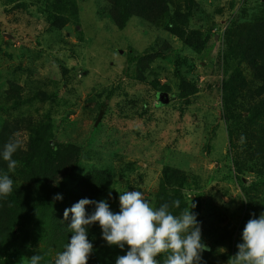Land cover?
Segmentation results:
<instances>
[{
  "label": "rangeland",
  "instance_id": "obj_1",
  "mask_svg": "<svg viewBox=\"0 0 264 264\" xmlns=\"http://www.w3.org/2000/svg\"><path fill=\"white\" fill-rule=\"evenodd\" d=\"M233 1L238 7H264V0H203L210 14L216 8L225 10L224 16H220L222 24L217 21L220 26L227 22ZM33 2L26 0V7L14 12L0 7L3 79L7 76L29 87L39 84L44 91L58 95L57 102L45 103L41 110L52 112L55 118L51 144L83 145L86 131L74 121L94 120L90 102L103 104L98 115L99 118L101 114V118L96 121L99 128L91 132L90 145L85 146L81 162L74 175L67 179L66 187L74 189L87 176L105 171L113 175L115 188L141 191L153 204L161 189L163 170L172 168L185 171L188 180L175 182L172 187L173 193L176 190L182 196L180 207L172 211L173 214L179 215L192 204H195L191 209L194 214H199L201 206L216 205L234 223H242L246 206L242 188L250 187L256 180L254 175L245 174L241 183L233 165L237 149L228 142L221 97L223 82L238 67L236 60L227 63L223 59L220 36L223 30L219 31V26H212L210 22L194 21L192 27L197 28L202 23L211 37L204 52L196 55L183 49L178 41L168 39L167 32L140 19L134 18L124 28H119L109 17H104L100 0H75L77 11L70 14L71 23L62 33L48 27L47 14L43 12L45 6ZM71 5L73 0L61 13H67ZM163 40L172 46L173 54L159 57L152 66L159 76L160 86L150 84L152 78L146 83L137 81L136 68L127 64V53L132 48L137 53L142 52L157 41L162 44ZM58 41H67L71 47ZM172 58H177L179 64L184 61L181 67L184 77L196 82L198 87V92L187 100L179 98L180 80L175 73L176 63L170 61ZM166 85L170 87L169 92H163ZM127 113L130 115L125 117ZM67 117L70 124H63L62 120ZM79 127L81 130L72 135ZM88 139L89 136L87 142ZM46 190L43 185L38 186L40 195L46 194ZM57 195L71 206L77 203L75 199H65L60 191L48 192L49 203L62 201L54 199ZM119 195L110 186L97 202L106 200L113 212H119ZM51 211L52 205L39 212L40 227L32 228L29 244L19 253L15 264L42 253L41 238L48 239L47 220ZM160 259L162 261L163 257ZM220 261L228 264L227 259Z\"/></svg>",
  "mask_w": 264,
  "mask_h": 264
},
{
  "label": "trees",
  "instance_id": "obj_2",
  "mask_svg": "<svg viewBox=\"0 0 264 264\" xmlns=\"http://www.w3.org/2000/svg\"><path fill=\"white\" fill-rule=\"evenodd\" d=\"M33 1L45 6L43 12L47 14L46 23L58 33H62L71 23L70 14L77 11L75 0L65 14L61 11H66L70 0L65 3L57 0ZM100 1L103 2L101 8L104 17H109L119 28H124L134 18L140 19L155 29L167 32L168 39L178 41L183 49L196 55L204 52L211 38L209 32L202 28V23L210 22L213 26L220 21L222 24L223 19L220 16L225 14L223 8H216L210 14L205 9L203 0ZM25 2L0 0V7L6 12H14L26 7ZM225 20L227 22H223L224 26L218 25L219 31L223 30L220 35L223 40V59L227 63L236 60L238 67L222 85L221 103L227 137L229 145L237 149L234 152L233 165L240 182L243 183L242 176L245 174L254 175L256 181L250 187L242 188L246 201L242 223H234L215 204L212 207L198 208L199 214H195L201 227L202 242L209 249L201 253L200 264H222L220 259L229 261L237 254V245L243 241L242 233L246 223L253 218V214L255 218H259L264 212V7H238L233 1L229 16ZM194 21L202 22L201 26L192 27ZM1 26L0 23V28ZM58 42L71 47L67 41ZM172 51L167 40H163L162 44L157 41L151 48L139 53L132 48L127 53L126 61L136 68L137 81L146 83L152 78L153 82L150 84L158 87L159 76L152 66L159 57L173 54ZM2 59L0 56V61ZM176 59L172 58L170 61L176 63L175 73L180 80L179 98L187 100L198 92V87L196 82L186 80L181 68L185 63L183 61L179 64ZM2 74L4 73L0 70V174L8 173L13 180V190L7 198H0V264L16 263L19 253L29 244L32 228L40 227L42 220L39 212L46 211L51 205V215L47 220L50 232L48 239L43 236L41 238L44 244L40 264H54L57 254L64 251V246L72 236L69 229L71 214L67 220L63 215L64 210L72 206L65 200L49 203L48 192L60 191L65 199H75L77 202L84 198L97 201L113 181L110 172L102 171L95 176H87L74 189L66 187L67 179L74 175L81 162L85 146L88 143L90 145L91 132L99 128L96 121L103 104L95 105L90 102L93 104L90 112L94 120L74 121L86 131L82 139L83 145L75 142L68 145L58 142L51 144L55 118L52 112L43 113L41 110L43 104L57 102L58 95L44 91L39 84L29 87L8 79L5 75L3 79ZM163 90L169 92L170 87L166 85ZM133 105L135 106L134 102ZM129 115L125 114V117ZM68 118L62 120L63 124H70ZM80 127L74 129L72 135L79 132ZM13 133H19L23 146L13 155V159L18 162L15 171L8 172L2 152L4 144ZM162 174L163 181L160 184L161 189L159 188L154 197V207L165 202L171 205L175 200L180 201V192L174 190L173 193L172 187L175 182L188 181L185 171L167 168ZM193 178L199 179L198 176ZM39 185L47 189L46 194H39ZM94 208V205H87L86 212L90 215ZM175 209L172 207L170 211ZM88 239L93 244L88 264H115L116 258L125 255L129 250L127 245L124 249L109 246L102 237V229L98 223L88 227Z\"/></svg>",
  "mask_w": 264,
  "mask_h": 264
},
{
  "label": "clouds",
  "instance_id": "obj_3",
  "mask_svg": "<svg viewBox=\"0 0 264 264\" xmlns=\"http://www.w3.org/2000/svg\"><path fill=\"white\" fill-rule=\"evenodd\" d=\"M22 146L19 133H13L4 144L2 157L7 162L8 172L15 171L18 162L13 155ZM111 189L120 193L119 212H113L106 200L97 202L87 198L64 210L65 220L71 214L72 236L64 251L57 254L54 264H88L93 252L88 227L97 223L109 246L124 249L127 245L129 248L125 255L116 258L115 264H200L201 253L209 249L202 242L200 224L191 211L195 204L176 215L170 208H179V200L154 207L141 191H120L113 184ZM12 190L13 180L8 173L0 174V198H7ZM54 199L62 200V196ZM87 205L95 206L90 215L86 212ZM242 240L228 264H264V212L259 218L253 214L244 227ZM41 259L40 255L25 257L22 264H40Z\"/></svg>",
  "mask_w": 264,
  "mask_h": 264
},
{
  "label": "water",
  "instance_id": "obj_4",
  "mask_svg": "<svg viewBox=\"0 0 264 264\" xmlns=\"http://www.w3.org/2000/svg\"><path fill=\"white\" fill-rule=\"evenodd\" d=\"M100 118H101V114H100V116H99V118H98V121L100 120Z\"/></svg>",
  "mask_w": 264,
  "mask_h": 264
}]
</instances>
